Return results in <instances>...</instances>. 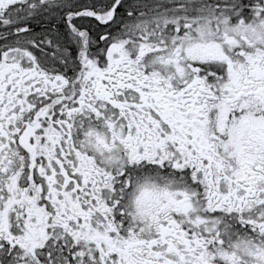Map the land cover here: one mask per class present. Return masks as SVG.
Masks as SVG:
<instances>
[{
    "label": "snow or ice",
    "instance_id": "6c2138e0",
    "mask_svg": "<svg viewBox=\"0 0 264 264\" xmlns=\"http://www.w3.org/2000/svg\"><path fill=\"white\" fill-rule=\"evenodd\" d=\"M0 264H264V0H0Z\"/></svg>",
    "mask_w": 264,
    "mask_h": 264
}]
</instances>
